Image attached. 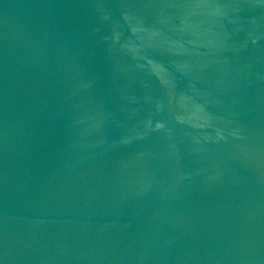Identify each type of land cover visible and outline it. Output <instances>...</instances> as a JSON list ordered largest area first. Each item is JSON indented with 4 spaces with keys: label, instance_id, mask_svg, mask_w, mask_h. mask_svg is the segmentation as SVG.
I'll list each match as a JSON object with an SVG mask.
<instances>
[{
    "label": "water",
    "instance_id": "1",
    "mask_svg": "<svg viewBox=\"0 0 264 264\" xmlns=\"http://www.w3.org/2000/svg\"><path fill=\"white\" fill-rule=\"evenodd\" d=\"M0 264H264V0H0Z\"/></svg>",
    "mask_w": 264,
    "mask_h": 264
}]
</instances>
